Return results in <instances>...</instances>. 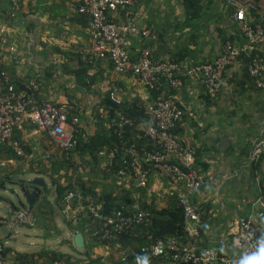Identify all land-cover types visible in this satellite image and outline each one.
Here are the masks:
<instances>
[{"label": "crops", "instance_id": "obj_1", "mask_svg": "<svg viewBox=\"0 0 264 264\" xmlns=\"http://www.w3.org/2000/svg\"><path fill=\"white\" fill-rule=\"evenodd\" d=\"M76 3L78 0H0V27L6 28L0 41L15 45L22 60L15 64L8 53L3 52L0 56L15 84L26 85L37 78L39 99L62 104L67 109L76 108L81 141L87 143L96 130L104 132L110 124L94 113L107 102L109 90L116 89L126 108L137 104L146 108L154 97L135 75L118 74L108 58L94 55L87 18L75 11L73 5ZM204 4L189 13L182 0H140L134 6L137 23L140 29H149L150 34L128 38L130 56L135 58L142 47H148L155 60L176 58L182 53L185 59L213 61L223 48L224 37H235L238 31L234 13H231V0H202ZM243 9L245 13L246 8ZM109 16L117 23L123 21L120 11L110 12ZM259 50L264 55V45ZM230 70L234 77L242 74L239 65ZM236 81L228 78L216 98L207 97L197 78H185L182 87L169 91L175 104L183 110L176 135L184 144L199 149V160L208 165L202 174L203 189L193 196V202L198 205L209 203L202 220L204 244L200 247L213 246L230 230V224L247 211L243 200L252 201L256 194L251 178V158L245 157L243 148L250 141L252 145L255 140L264 139V87L241 85ZM15 136L23 144L25 156L18 158L0 146V180L6 174L14 177L12 180L5 178V188L0 190L6 198L0 201V218H10L13 212L14 203L5 195L11 186H15L19 194L20 188L24 187L28 191L38 190L39 196L31 206L36 212L35 226L49 230L59 216L67 232V237L58 241L61 246L56 250L61 252H77L74 236L78 232L84 238L79 251L84 252V246L91 245L85 226L88 222L85 207L91 201L108 196L114 204L125 203L131 208L152 210L168 207L175 196L183 193L181 187L174 186L156 172L149 177L151 194L134 185H119L108 170L105 149L98 151L95 157L90 156L88 147L67 155L29 119H24ZM35 178H41L44 187L27 183ZM19 180H23L22 185ZM58 184H71L68 189L80 191V197L71 202L80 219H70V225L62 212V198L68 189L58 199ZM23 199L20 202L26 204ZM3 224L0 222V227ZM6 229L0 234V240L10 248L6 257L9 264L16 262L18 253L33 254L36 264H43L37 254L45 248L30 251L21 246L12 248L9 244L16 239V232ZM119 252L118 245H96L91 256L101 257L106 264H117ZM145 259L147 264L151 263L147 255L142 264Z\"/></svg>", "mask_w": 264, "mask_h": 264}, {"label": "built area", "instance_id": "obj_2", "mask_svg": "<svg viewBox=\"0 0 264 264\" xmlns=\"http://www.w3.org/2000/svg\"><path fill=\"white\" fill-rule=\"evenodd\" d=\"M139 1L78 0V3L73 5L78 14L87 18V31L96 57L108 58L118 74H134L149 91H163L148 106L149 117L142 129L148 142L141 147H138L136 141L128 138L131 119L118 108L113 109L111 125L120 140L109 149L107 157L109 165L116 159L119 167L110 172L119 185L124 187L134 185L148 194L153 192L149 187V177L152 172L162 175L174 186L181 187L183 193L179 194V201L184 209L185 231L187 237H197L200 235L201 226L200 205L190 199L201 187L198 172L192 167L196 149L184 144L174 133L182 119L183 111L165 91L182 87L185 78H197L205 94L215 98L226 79L231 76L228 68L239 63L238 55L264 44V25L261 19L256 23H250L245 17L243 8L236 11L234 17L244 41L237 45L227 41L213 62H197L193 59L155 60L148 47H142L134 58L128 51V38L131 35L147 37L150 34L149 29H140L138 26L134 6ZM115 11L121 12L123 17L121 23L115 22L109 16L110 12ZM5 31L6 28L1 26L0 35ZM3 52L8 53L15 64L22 60L15 45L0 41V55ZM249 72L256 77L257 86H264L262 56L254 55L249 65ZM23 86L24 88H21L11 80L0 56V146L12 150L18 157H24V146L15 136V131L24 119H29L50 137L58 150L70 154L81 140L78 115L70 116L67 108L62 104L39 99L37 78H33ZM109 99L114 105L121 103L115 90L109 92ZM97 112L104 118L111 116L109 107H100ZM261 145L262 143L257 144L256 151ZM79 197L80 191L76 188H70L65 192L62 198L64 202L62 212L65 218L76 221L80 219V215L71 207L72 200ZM85 209L87 219L93 217L99 220L98 228L92 231V236L97 239L108 240L112 237L116 238L119 234L126 235L135 226H148L153 218L151 212L133 206L132 212L129 213H122L124 207H121L117 211L113 210L110 214H105L100 205L91 203H88ZM251 217H240L234 224H230V230L219 237L216 246L200 247L193 240L179 244L173 238L167 242L162 239L154 241L153 236L146 233L147 245L142 246L141 251L152 255H165L166 250L170 249L173 251L172 264H243L246 257L257 254L259 250L257 238L259 227L252 224ZM36 221V212L29 206L14 209L10 218L2 220L11 231L16 225L34 226ZM218 245H230L243 252L225 256L219 253ZM3 249L4 245L0 243V264L5 262ZM55 264L63 263L55 262Z\"/></svg>", "mask_w": 264, "mask_h": 264}, {"label": "trees", "instance_id": "obj_3", "mask_svg": "<svg viewBox=\"0 0 264 264\" xmlns=\"http://www.w3.org/2000/svg\"><path fill=\"white\" fill-rule=\"evenodd\" d=\"M182 1H183V4L187 12L189 13L193 10H198L199 7L205 6V4L202 5V0H182ZM231 4H232L231 13H234V14L239 9L246 8L244 14L250 23H256L257 21H259V19H262L264 21V0H231ZM235 24H236V28L238 31L237 32L238 36L236 35L235 37L233 36L224 37V45L227 41L231 42L232 45H237L239 42L244 41V39L240 37L241 33L238 29L236 19H235ZM255 54H259L260 56L264 57L263 53L259 50V47L255 48L254 50L250 52H245V51L241 52L238 55L239 63L236 65L240 66V69L242 70V74L241 76L236 74L237 78L234 77V73L231 72L230 70L232 67H229L228 68L229 74L231 73V76L229 77V79L230 80L232 78L233 80L236 79L237 81L235 83H239L241 85L250 84L251 87H258V88L264 87V86L262 87L257 86L255 82L256 77L252 76L249 72V65L252 62V58L254 57ZM171 59L185 60V56L182 55L181 53L176 58H171ZM262 80L264 81V74H263ZM20 87L24 88L23 85H20ZM162 93L163 91H155V92L153 91L152 92L154 98L158 97ZM218 94L215 96V98L218 96ZM207 97L209 96L207 95ZM103 105L106 107H109L111 110V116L109 118L105 119L100 114L99 116L97 113V109L94 110V113L98 115L102 121L104 119L106 121L111 122V119L114 116L112 111L115 108L113 105H111V102L108 99H107V102ZM67 111L70 116L77 115L78 113L76 108H68ZM122 111L132 121V125L128 126V138H130L131 140H135L138 144V147H141L142 145L148 142L147 137L144 135L143 131L140 129V127L144 126L148 120L149 115L147 113V109L145 108V106L141 104H137L131 108L123 107ZM174 133L176 134L177 130H174ZM119 140L120 139L117 137L114 127L111 124H108L107 130L105 128H104V132L96 130L94 132V135L89 137V141L87 143H83V141L80 140L76 148L74 150H71L70 154L72 152H75L78 149L87 150L86 147H88L90 156L95 157V156H98L97 154L98 151H101L102 149H105V151L108 152L109 149L114 145V143L119 142ZM250 142L247 143L246 146L243 148L244 150L243 154L245 155V157H247V159L251 158L250 160V166H251L250 168H251V175H252L251 178L254 180V184L256 187V194H255V198L252 201L244 199L243 200L244 204L241 202L244 206L247 207V211L245 210L246 212L244 214L237 217V221L240 217L248 218L249 216H252L251 217L252 224L256 227H259L257 231L258 232L257 238H258L259 247H260L261 242L264 241V139L255 140L252 143V145H250ZM259 143H262V145L260 146L259 150L256 151V146ZM150 147L153 148L152 145H150ZM193 147L196 149V155H195L192 167L198 172V175L201 180V187L198 189L199 191L203 189L204 179L202 177V174L205 173V171L208 169V165L199 160V157H198L199 149H197L195 146ZM6 149L13 152L12 150L8 148ZM14 156L16 155L14 154ZM67 160H70V158H68ZM261 163L263 164V167H261ZM109 167H110V171H114L119 167V162L115 159L112 161ZM9 175L10 174H6L4 176V179L8 177L9 179L12 180L13 176H9ZM4 179L0 180V190L5 188ZM18 183H21L20 185H22L23 180H19ZM70 186L71 184H67L64 186L58 184L56 188L57 198L58 199L62 198L65 190L68 189ZM24 189L26 190L25 187ZM193 196H191L190 198L191 201H193ZM44 198H46V196H44ZM3 200H6V198L0 194V201H3ZM258 200L260 202H256ZM90 203L94 205L95 204L100 205V207L102 208L105 214H110L113 210L117 211L121 207H124V209L122 210V213L132 212V209L128 205H125V203L114 204L113 201L109 200L108 196H104L96 201H91ZM12 205H13L12 206L13 209H18L21 206L22 207L27 206V204H24L22 202H20L19 206L15 204H12ZM199 205H200L199 208L201 212V223H200L201 226L199 227L200 235L197 237L196 236L187 237L188 235L186 234L185 224H184L185 222L184 209L179 201V197L175 196L168 207L161 208V209H152V210L143 209V210H147L151 212L153 215L151 223L146 227L141 226V225L135 226L128 232V234L126 235L119 234L114 239L113 237L108 240L97 239L96 237L92 236V231L95 228H98L99 220L97 218L94 219L93 217H91L90 219H87L88 225L85 224V226H87V230H88L87 233L89 235V238L92 241H91L90 246H86V245L84 246V248H86L84 252H80L79 250L81 249L75 246H74V249H76L77 251L75 254L64 253L56 249H52V250L45 249L41 251L40 253H38L37 257L38 259L39 258L43 259L42 260L43 264H55V262H61L63 264H102L101 257L92 258L91 253H92L93 247L96 245H107V246L118 245V249L120 252H119V260L117 264H142L144 257L145 256L147 257V255H148L149 260H151V263L149 264H167V263L172 264L173 251L170 249L166 250L165 255H152V254H148L149 252L141 251V247L144 245H147L146 233L151 234L153 236L154 241L162 239L163 241L167 242L169 239L173 238L175 239L176 243H179V244L190 242L191 240L195 241L198 245L204 244L202 241L203 240L202 238L204 235L202 220L205 217L206 212L209 209V203L204 202ZM69 222L70 220H67V224L70 225ZM2 242L3 241L0 240L1 244H3ZM217 243L218 242L216 241V243L213 246H216ZM217 247L219 249V253L225 256H233V254L243 252L242 250L236 247L232 248L230 245H226V246L218 245ZM9 252H10V248L4 246V249L2 252L3 258L5 260L4 264H9L8 260L6 259ZM16 263L36 264V258L33 254L18 253L16 262L11 263V264H16Z\"/></svg>", "mask_w": 264, "mask_h": 264}, {"label": "rangeland", "instance_id": "obj_4", "mask_svg": "<svg viewBox=\"0 0 264 264\" xmlns=\"http://www.w3.org/2000/svg\"><path fill=\"white\" fill-rule=\"evenodd\" d=\"M73 153V152H72ZM67 170V167H66ZM71 172V171H70ZM66 174V173H65ZM64 174V175H65ZM14 178V177H13ZM5 195L11 197L12 202L16 205L20 204V201L24 200L21 194H19L18 189L15 186H11L6 192ZM58 225V228H57ZM7 229L5 225H1L0 234L5 232ZM14 231L16 232L15 240L10 242V247L16 248L17 246H21V248H26V251H30L32 249H39L40 247L45 248L46 250L59 249L61 245H59V240L67 237L66 228L60 221L59 216H57V223L52 224L50 229L37 227L35 226H22L15 227ZM33 242V243H31ZM102 262V261H101ZM106 260L102 262V264H106ZM38 264V262H37Z\"/></svg>", "mask_w": 264, "mask_h": 264}, {"label": "clouds", "instance_id": "obj_5", "mask_svg": "<svg viewBox=\"0 0 264 264\" xmlns=\"http://www.w3.org/2000/svg\"><path fill=\"white\" fill-rule=\"evenodd\" d=\"M262 20V19H261ZM262 22H263V25H264V21L262 20ZM241 38H242V36H240ZM262 45H264V44H262ZM261 45H259V46H257L256 48H258V47H260ZM254 50V49H253ZM101 59H103V58H101ZM264 59V58H263ZM123 74V73H122ZM132 74V73H131ZM134 75V74H133ZM111 90H115V93H116V96L118 97V95H117V92H116V89L115 88H113V89H111ZM111 90H109L108 91V95H107V97H108V100H110L109 99V92L111 91ZM170 91V90H169ZM169 91H165V93H166V95H169ZM151 92H153V91H151ZM119 98V97H118ZM120 99V98H119ZM154 100H155V98H154ZM153 100V101H154ZM120 101H121V103L119 104V105H114L113 104V102L110 100V102H111V105H113L114 106V108H118L119 110H121L122 111V108L124 107L123 106V101L120 99ZM175 103V102H174ZM151 105V103L148 105V106H150ZM177 105V104H176ZM148 106L146 107V109H148ZM178 106V105H177ZM101 107H106V106H104V105H102ZM183 111V110H182ZM123 112V111H122ZM98 113V112H97ZM148 113V112H147ZM99 114V113H98ZM149 115V114H148ZM183 117V116H182ZM105 119H107V118H105ZM182 120V119H181ZM181 122V121H180ZM179 122V123H180ZM179 123H178V125H179ZM110 124H111V122H110ZM178 125H177V127H178ZM145 126V125H144ZM144 126H142V127H140V129L142 130L143 129V127ZM176 127V128H177ZM176 130V129H175ZM143 131V130H142ZM178 137V136H177ZM130 139V138H129ZM131 140V139H130ZM135 141V140H134ZM18 157V156H17ZM20 158H22V157H20ZM20 205V204H19ZM18 205V206H19ZM28 206V205H27ZM30 207V206H29ZM14 210V209H13ZM2 220H4V219H2ZM0 222L1 223H3L2 221H1V218H0ZM3 243V245L5 246V243L4 242H2ZM79 248V247H78ZM144 264H147V260L145 259V262H144ZM243 264H264V241H262L261 242V244H260V247H259V250H258V253L257 254H254V255H251V256H248V257H246L245 258V260L243 261Z\"/></svg>", "mask_w": 264, "mask_h": 264}, {"label": "water", "instance_id": "obj_6", "mask_svg": "<svg viewBox=\"0 0 264 264\" xmlns=\"http://www.w3.org/2000/svg\"><path fill=\"white\" fill-rule=\"evenodd\" d=\"M27 183L28 184L29 183L35 184V185L41 186V187H44V185H45L41 178H35V179L31 180V181L27 180ZM20 192H21L22 196L25 198L26 204L29 205V206H32L35 203V201L38 198V196H39V191L36 190V189L28 191V190H25L24 188H20ZM74 243L79 248L83 247L84 238H83V235H82L81 232H78V233L75 234Z\"/></svg>", "mask_w": 264, "mask_h": 264}]
</instances>
